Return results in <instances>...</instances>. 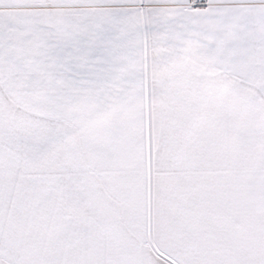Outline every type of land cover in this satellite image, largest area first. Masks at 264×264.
<instances>
[{
	"label": "snow or ice",
	"instance_id": "6c2138e0",
	"mask_svg": "<svg viewBox=\"0 0 264 264\" xmlns=\"http://www.w3.org/2000/svg\"><path fill=\"white\" fill-rule=\"evenodd\" d=\"M0 264H264V0H0Z\"/></svg>",
	"mask_w": 264,
	"mask_h": 264
}]
</instances>
